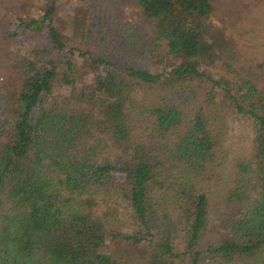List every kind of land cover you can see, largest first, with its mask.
<instances>
[{
    "label": "trees",
    "instance_id": "obj_1",
    "mask_svg": "<svg viewBox=\"0 0 264 264\" xmlns=\"http://www.w3.org/2000/svg\"><path fill=\"white\" fill-rule=\"evenodd\" d=\"M15 1L0 264H264V0H231V29L211 0H130L135 23L118 0Z\"/></svg>",
    "mask_w": 264,
    "mask_h": 264
},
{
    "label": "rangeland",
    "instance_id": "obj_2",
    "mask_svg": "<svg viewBox=\"0 0 264 264\" xmlns=\"http://www.w3.org/2000/svg\"><path fill=\"white\" fill-rule=\"evenodd\" d=\"M213 4V19H222L224 20V24L228 26L229 29L234 28L236 24H234V21H229L227 19V16L230 15L231 17H235L237 14L241 12H237L238 8H234L233 5H237V2L232 3L231 0H211ZM35 3V4H34ZM119 3H123L121 6L122 10V18L124 20H130L132 23H135L136 15L135 11L133 9V6L131 5L130 0H118L115 2L117 6H119ZM42 4V3H41ZM39 3V0H34L32 6L25 7L24 8V16L26 13L31 14L33 11L41 6ZM20 3L16 2L15 0L13 3L9 6V8L4 11L0 16V40L4 33L8 30L12 31L15 26V19L18 17L23 16V14L20 12L19 8ZM120 7V6H119ZM21 15V16H20ZM110 18H112L110 16ZM20 35L22 33V30H19L18 32ZM5 39H7L5 37ZM10 44V46L13 48L14 51L17 52H24V46L23 44L28 43L27 37L24 35H20L19 39H9L7 40ZM215 72H218L217 70ZM227 132L225 134V139L223 140V152H225L227 155V158L225 161H227L228 156H234L238 153V151L242 148L243 142L245 141V138L248 134L247 130V122L244 119H241L239 116H234L231 119H229L227 125ZM122 227L125 231H132L134 228L129 225V223L122 218ZM205 241V239H204ZM172 244L174 248L177 251H182L184 245L181 240V236L173 237L172 238Z\"/></svg>",
    "mask_w": 264,
    "mask_h": 264
}]
</instances>
